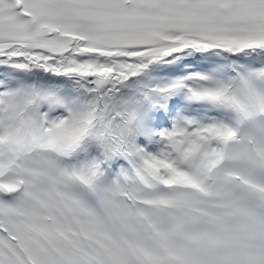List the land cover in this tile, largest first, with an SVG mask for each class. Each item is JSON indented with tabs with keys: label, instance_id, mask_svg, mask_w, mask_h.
I'll return each mask as SVG.
<instances>
[{
	"label": "bare ground",
	"instance_id": "6f19581e",
	"mask_svg": "<svg viewBox=\"0 0 264 264\" xmlns=\"http://www.w3.org/2000/svg\"><path fill=\"white\" fill-rule=\"evenodd\" d=\"M235 38L164 30L156 32L148 43L121 48L43 40L1 42L0 142L9 138L12 144L7 150L0 147V174L21 154L51 148L68 156L73 169L89 181L109 167L117 170L116 175L122 170L152 185L167 179L179 181L167 170V161L163 163L158 156L149 159L143 153V142L152 140L163 111L151 102L143 105L140 89L148 82L154 84L152 77L163 76L169 69L196 66L210 78L209 83V69L224 71L214 74L226 80V96L209 107L217 111L218 123L225 119L226 125L209 128L216 133L210 144L203 149L196 143L192 152L182 157L189 161L182 165L184 169L196 178H206L216 169L210 167L221 161L223 148L232 137L231 127L264 114V62L257 64L259 56L264 58V41L255 42L264 36L253 35L248 44L232 46L229 53L226 48ZM89 74L101 77L99 90H90L81 79ZM129 74L133 76L125 77ZM169 89L150 94L153 99L167 98L166 102L179 96L185 104L196 106L189 90L174 85ZM136 124L141 125L145 137L131 129ZM21 143L16 151L15 146ZM210 160L214 161L207 167Z\"/></svg>",
	"mask_w": 264,
	"mask_h": 264
}]
</instances>
